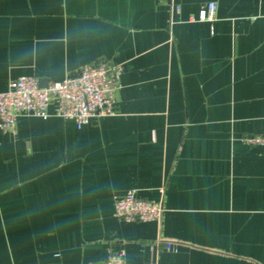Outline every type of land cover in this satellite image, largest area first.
<instances>
[{
	"label": "crops",
	"instance_id": "obj_1",
	"mask_svg": "<svg viewBox=\"0 0 264 264\" xmlns=\"http://www.w3.org/2000/svg\"><path fill=\"white\" fill-rule=\"evenodd\" d=\"M209 1L0 0V91L123 65L113 114L0 128V264H264V0ZM129 189L161 219L115 216Z\"/></svg>",
	"mask_w": 264,
	"mask_h": 264
},
{
	"label": "built area",
	"instance_id": "obj_2",
	"mask_svg": "<svg viewBox=\"0 0 264 264\" xmlns=\"http://www.w3.org/2000/svg\"><path fill=\"white\" fill-rule=\"evenodd\" d=\"M216 10V1L206 2L198 19L213 21ZM122 71V64L99 59L83 66L78 76L53 81L47 86H40L34 75L19 76L10 81L7 90L0 91V128L14 132L17 119L22 114L48 118L51 116V103L56 106L57 116L74 120L79 128L94 116L113 114ZM242 140L247 144L264 146V134H245ZM160 191L164 194L165 188H160ZM163 211L161 200L141 198L136 189H129L116 198L114 214L125 220H159ZM168 246L171 247L172 243ZM101 264H126L125 251L112 253Z\"/></svg>",
	"mask_w": 264,
	"mask_h": 264
},
{
	"label": "water",
	"instance_id": "obj_3",
	"mask_svg": "<svg viewBox=\"0 0 264 264\" xmlns=\"http://www.w3.org/2000/svg\"><path fill=\"white\" fill-rule=\"evenodd\" d=\"M80 72H81V68L77 69L76 72H75L73 75H74V76H78V75L80 74ZM39 85H40V86H47L48 83H45V82L40 81V82H39ZM98 264H99V263H98Z\"/></svg>",
	"mask_w": 264,
	"mask_h": 264
}]
</instances>
